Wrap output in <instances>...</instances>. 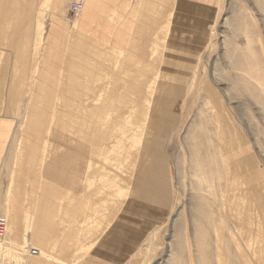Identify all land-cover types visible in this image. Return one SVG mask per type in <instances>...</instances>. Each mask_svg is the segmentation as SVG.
<instances>
[{
	"label": "rangeland",
	"instance_id": "rangeland-1",
	"mask_svg": "<svg viewBox=\"0 0 264 264\" xmlns=\"http://www.w3.org/2000/svg\"><path fill=\"white\" fill-rule=\"evenodd\" d=\"M0 8L27 19L0 49V261L264 264V0Z\"/></svg>",
	"mask_w": 264,
	"mask_h": 264
},
{
	"label": "crops",
	"instance_id": "crops-1",
	"mask_svg": "<svg viewBox=\"0 0 264 264\" xmlns=\"http://www.w3.org/2000/svg\"><path fill=\"white\" fill-rule=\"evenodd\" d=\"M13 6L20 5L21 0H0V6L1 4H4V2H9ZM13 2H16L14 5ZM2 8H0V14L6 15L7 19L1 18L0 22L6 21V24L3 23L0 24V49L4 50L5 52L13 53L14 49H19L20 54H24L23 52L26 51L27 47V19L26 17L21 16L20 13H22L20 10L16 14L12 13H6L4 12ZM9 12V11H8ZM16 51V50H15ZM22 51V52H21ZM2 68L4 69H15L18 68L19 70L21 69H26V63L23 60L19 61H14L10 60L7 63H4ZM21 75V74H20ZM16 75L10 76V79L8 80V84H23L26 81V76L23 75ZM7 109V108H6ZM4 109V113H0V161L5 155V152L8 149V145L10 143V137L12 135L13 131V124H14V119H15V114L10 115L7 110L9 109ZM153 148V147H151ZM154 149V148H153ZM1 214V213H0ZM121 214V213H120ZM119 214V218H120ZM118 220V219H116ZM114 230L116 229L113 226ZM116 235L114 231L112 234L113 241L109 244V249L111 248H120L122 250L123 248V241H121ZM113 250V249H112ZM118 252V251H116ZM35 257V256H34Z\"/></svg>",
	"mask_w": 264,
	"mask_h": 264
},
{
	"label": "built area",
	"instance_id": "built-area-1",
	"mask_svg": "<svg viewBox=\"0 0 264 264\" xmlns=\"http://www.w3.org/2000/svg\"><path fill=\"white\" fill-rule=\"evenodd\" d=\"M71 5H72L71 11L73 13H77L81 9L82 4H81V2L76 1V2H73V4H71ZM5 226H6V218L4 216L0 215V236L2 235V231L5 229ZM38 254H39V249L32 247L29 244L24 245L22 250H21V253H19L21 258H23V259L27 258V257H31V256H37ZM3 261H4V258H1L0 264H7ZM11 264H17V263L13 262ZM18 264H25V262H20Z\"/></svg>",
	"mask_w": 264,
	"mask_h": 264
},
{
	"label": "bare ground",
	"instance_id": "bare-ground-1",
	"mask_svg": "<svg viewBox=\"0 0 264 264\" xmlns=\"http://www.w3.org/2000/svg\"><path fill=\"white\" fill-rule=\"evenodd\" d=\"M22 2H24L25 0H21ZM22 2H20V4H22ZM12 3V2H11ZM16 4V2H13V4ZM166 31V30H165ZM148 101V100H147ZM150 103V102H149ZM229 152V151H228ZM241 155V154H240ZM225 157H226V159L228 160L230 157H232L231 155H229L228 156V153H226L225 152ZM234 157V156H233ZM242 173V172H241ZM240 185H239V190L240 191H244V190H246V186H247V184H246V182L244 181V177H241V175H240ZM234 182V181H233ZM234 184H235V182H234ZM245 192V191H244ZM41 254H42V252H41V250L39 249V254L37 255V256H41ZM36 257V256H35ZM219 258V257H218ZM222 259V258H221Z\"/></svg>",
	"mask_w": 264,
	"mask_h": 264
}]
</instances>
